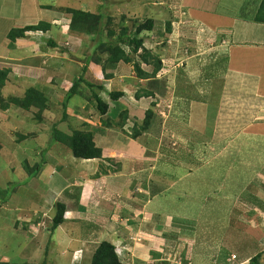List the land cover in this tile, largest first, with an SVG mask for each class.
Wrapping results in <instances>:
<instances>
[{"label":"rangeland","instance_id":"obj_1","mask_svg":"<svg viewBox=\"0 0 264 264\" xmlns=\"http://www.w3.org/2000/svg\"><path fill=\"white\" fill-rule=\"evenodd\" d=\"M22 2L20 14L12 15L9 7L7 18L0 15V72L9 71L0 103V264H91L107 236L116 243L117 238L124 244L130 241V258L144 256L143 264H239L256 255L264 264V80L238 75L236 67L225 61L232 56L228 47L254 40L244 35L245 23L228 30L246 2L248 6L261 0ZM69 9L110 15L116 27L131 29L154 20V31L142 37L163 68L153 79L140 80L132 64H120L116 70H105L96 62L86 66L96 40L73 35L63 25ZM203 11L208 23L230 24L221 28L227 33H216V28L198 21ZM41 22L51 24V30L27 33L15 42L7 37L14 28ZM259 29H253V36ZM49 40L57 47L49 46ZM220 46L222 57L215 50ZM259 48L263 51H254L247 60L252 69L246 71L257 76L262 73L259 66H264V47ZM86 67V79L104 82L107 91L126 95L111 104L126 110L125 126L102 129L95 106L88 107L80 96L68 99L75 78ZM141 68L150 75L154 72L152 66ZM142 90L152 96L136 99ZM32 91L45 105L20 108L17 103L27 100ZM148 112L151 128L133 140ZM87 119L105 131L95 136L103 148L100 160L81 165L62 142L49 148L54 143L53 127L72 136ZM116 123L121 124L119 117ZM43 153L47 164L41 178L29 175L27 165L42 164ZM91 176L100 177L103 185L92 187L90 198L100 197L99 189L95 191L100 185V190H114L119 200L121 187L129 208L122 212L115 206L111 218L96 223L85 214L66 213V224L52 234L56 202L78 212L75 189L82 188L79 206L90 204L85 186ZM140 192L144 197L139 198ZM2 196L10 197L9 203L1 205ZM97 223L104 230L96 231L92 224ZM138 244L157 257L148 260L135 248ZM233 256L237 263H228Z\"/></svg>","mask_w":264,"mask_h":264},{"label":"trees","instance_id":"obj_2","mask_svg":"<svg viewBox=\"0 0 264 264\" xmlns=\"http://www.w3.org/2000/svg\"><path fill=\"white\" fill-rule=\"evenodd\" d=\"M247 2L241 8L240 18L245 23L264 25V0L260 3L250 4L248 6ZM64 17L66 21L63 25H66L73 35L78 34L79 36L94 37L96 42L94 45V52L89 55L86 59V66L92 62L96 64L104 65L105 70H116L120 64L130 65L132 64L135 68L136 77L140 80L153 79L158 71L163 68L162 61L154 56L151 51L147 50L145 47V40L142 37L144 33H152L155 29V21L152 19L146 20L136 26L135 29H131L129 26L118 25L115 26L114 18L110 15H103L102 13L92 14L91 12H84L75 9H69L65 12ZM124 21V20H123ZM69 25H68V24ZM51 30V24L46 22H41L38 25H32L25 27L23 29H12L7 37L10 41L15 42L18 39L25 38L27 33L40 32L45 34ZM168 33H170V25L167 28ZM262 36L257 40V43L262 42ZM48 45L56 48L57 45L53 40H49ZM66 53V52H64ZM104 56V58H102ZM138 58V60H137ZM227 61V60H225ZM154 67V72L152 75L143 71L141 65ZM87 72V67L83 68L81 74L77 76L74 80V84L69 91L68 99L75 96H80L85 101L88 102V107L93 105L99 112L102 120V129H112L114 126L122 127L125 126L128 114L126 110H121V108L113 107L112 103H118L123 100L126 95L122 91H107L104 82L93 83L92 81L85 78ZM9 71L0 72V103H3L1 89L3 88L5 81L7 80ZM112 75H108L107 78L110 79ZM261 84V83H260ZM263 85V84H262ZM261 85V86H262ZM106 95H105V94ZM104 94V96H103ZM109 96V97H107ZM152 94L147 90H142L136 94V99H141L142 97H150ZM18 106L24 110L30 109L32 106L45 105L41 97L38 96L34 91L29 93V98L27 100L17 103ZM65 110L67 109L66 104H64ZM3 106V104L1 105ZM91 107V106H90ZM6 108V107H5ZM3 109V107H2ZM7 110V108H6ZM66 115L63 114V119H66ZM104 117H108L107 120H103ZM116 117L121 119V124L116 123ZM151 112L144 121V125L138 129L134 130L131 136L133 140L138 139L142 132L149 130L152 126L151 124ZM83 128L81 130L73 131L72 136H66L61 133L57 127H53L52 138L54 143H50L49 148L55 143L62 142L70 151L74 159L80 160L81 162H88L93 160H100L102 158V147L97 145L95 136L97 134H104V130L92 126L89 119L82 124ZM105 135V134H104ZM102 135V136H104ZM46 150L44 153L47 154ZM43 153L42 164H37L30 168L28 165L26 171L29 175L37 176L41 178L44 171L43 165L47 164L46 154ZM72 177L71 175H66V178ZM66 180V179H65ZM68 181V180H66ZM76 191V189H75ZM13 193V189L11 190ZM77 194V195H76ZM77 198V203L80 211L87 210L85 207L79 206V195L78 192L75 193ZM2 204L9 203V198L2 196ZM55 216L52 218L51 231L52 234L57 231L61 226L66 223L65 215L67 213V206L63 202H56L54 205ZM51 215V214H50ZM50 220V221H51ZM170 237V236H169ZM237 258V257H236ZM260 256L256 255L249 260V264H260ZM245 260H240L239 264H243ZM237 263V259H236ZM91 264H126L118 255L115 245L108 241L101 242L93 254L91 259Z\"/></svg>","mask_w":264,"mask_h":264},{"label":"crops","instance_id":"obj_3","mask_svg":"<svg viewBox=\"0 0 264 264\" xmlns=\"http://www.w3.org/2000/svg\"><path fill=\"white\" fill-rule=\"evenodd\" d=\"M210 1H212V0H210ZM2 3H4V4H2ZM212 6H215V5L212 4ZM9 7H12L13 8L12 9V12H11L12 15H15V14H18V13L20 14L21 8H23V2H22V0H13V1H10V2H7L5 0H0V12L2 13L0 15H2L4 18H7V16L4 15V13H5L6 10L9 12V9H8ZM205 9L207 10L206 7H205ZM197 12H198L197 14H200L199 11H197ZM204 13H205V11H203L201 15H199V16L197 15V18L196 19L198 21H200L201 23L202 22L207 23L208 26H210L209 27L210 29H215L216 28L215 29L216 30V33H218V32H220V33H227L226 31L221 30V28H225V27L227 28L228 25H230V24H227L226 23L225 26L224 25L218 26L216 23H208V21L204 17ZM240 14H241V10H240L238 16L234 20V23H233L234 26L232 27V29H229L228 30L229 32H233V30H235V28L237 29V27H238V25H240V23H245L240 18H238L240 16ZM253 25L256 26V27L255 28H252V27L248 26L247 23H245V25H244V31H243V33L247 37V39L249 38L248 35H251V37H253L254 40L250 41L251 42L250 43L251 45L249 43H244L245 45H243L242 47H241V45H238L237 46L236 44H235L234 47H232V46L228 47L230 49L228 51L227 50L226 51H227V53L229 55H230V53H232V56H231L230 60L228 58V60L226 62H228V65H230V64L233 65L232 67L234 69L236 67L235 70L237 71L236 73L238 75L244 74L245 76L252 77L253 79H257L258 78L257 82H260V81L263 82V80H264V66L263 65H260L259 66L260 70H262V73L260 75H258V76L256 75V72L255 71H253L252 74L246 72L249 67L252 69V66H250V62H248V61L250 60V58H251L252 55L254 56V54H253L254 51H263L259 47H264V45L260 46L261 45L260 42L257 43L258 38L260 36H262V29L264 28V25H262V27H260L257 24H253ZM253 29H259L258 31L255 32L254 36H253ZM258 33H261V35L259 36ZM234 43L235 42H233V44ZM227 46H229V45L228 44L226 45V49H228ZM221 48H222V46H220V49L218 47L215 49L217 52H219L218 57H220L222 54L224 55V53L221 52ZM244 80H245L244 78L243 79L242 78H239V82H241V81L244 82ZM257 82L254 83V85H257ZM259 94L261 95L260 92H259ZM262 97L264 98V95ZM129 149L131 151H133V148L131 147V145L129 146ZM129 153H131V152L129 151ZM95 161H98V160H93V161H88V162H82L81 165H84L85 163L95 162ZM91 177H93V176H91ZM99 178L98 179H95V177H93V178L89 179V181H87V183H86V186H85L86 187V196H88L87 199L90 202V204H88L89 206L87 205V207H86L87 210L84 211V212H81L78 209V207H75L76 210L77 209L79 210L78 212L67 211V213H70V214L71 213L72 214L76 213V214H79V215H82V214L84 215L85 214V215H87V216H89L91 218L90 219L91 220L90 222L96 223L95 221L105 222L107 218H111V216H113V212L115 210L114 208H116L115 206L119 207V210L120 211H121V208H122V212H125L127 210V208H125L126 206H128V208H129V205H127V203L130 200L127 201V199H126L127 197L126 196H123L125 194V189L124 188H121V187H119L118 190H119L120 193L121 192H123V193H121L122 196H121V194L120 195L118 194L117 197L119 198V200H117V198L114 196V194H113L114 190H111V188H110V191L111 192H109V189H107V187H103L100 190V188H99L100 185L95 190V191H97L99 189V191H97L96 193H98L100 195V197L98 196V199L97 198H94V197L90 198V194H89L88 191L90 189H92V187L97 186L98 182L102 183L101 181H98ZM96 180H97V182H96ZM108 180H109V178H106V181H104V182L106 183V182H108ZM88 182H90V184ZM84 183H85V181H84ZM106 184H108V183H106ZM87 185H89V186H87ZM102 185H103V183H102ZM77 189H76V192L79 191L78 192V195H79V197H81V194L82 193H85V192H83L82 188L81 189L80 188H77ZM142 193H144V192H142ZM142 193L140 192V194H139L140 197L139 198L144 197ZM104 194H106L105 195L106 197H102V195H104ZM92 199H96V202L92 201ZM121 199L125 200L126 202L123 204V202H120ZM135 199H137V198H135ZM157 199H159V198H157ZM149 203H152V201H149ZM149 203H147V204H149ZM67 210H69V209H67ZM67 220H68V218H66V221ZM68 222H70V220ZM97 224H99V223H97ZM101 225L102 224H99V225L95 226L94 224H92V226L94 227V229L96 231L104 230ZM104 241H108V242L112 243L113 245H115V247L117 249H120L119 248V245L120 244L122 245V248L120 249L121 250V254L119 256H120V258L126 264H130V261H131L132 264H143L142 261H146V258H143L144 256H139L138 254L137 255H138L139 258H137V257L130 258L129 252H128V248H130V246L132 245V243L130 241H129V243L127 242L126 244H124L123 242H121L122 241L121 238H119V239L117 238L118 243H116V241L111 240L109 238V236H107L106 239L102 240L101 242H104ZM138 245H140V244H138ZM135 248H137L138 251L141 254L145 255V257H147L148 260H149V258H152V257L156 258L157 257V256L155 257L154 251L151 250L150 248H146V247H144L142 245L135 246Z\"/></svg>","mask_w":264,"mask_h":264},{"label":"clouds","instance_id":"obj_4","mask_svg":"<svg viewBox=\"0 0 264 264\" xmlns=\"http://www.w3.org/2000/svg\"><path fill=\"white\" fill-rule=\"evenodd\" d=\"M65 220H66V218H65ZM117 253H118V255H120L121 254V250L120 249H117ZM229 260H231V259H229ZM229 260H228V263H235L236 262V260H235V262H229ZM243 264H249V260H245V262Z\"/></svg>","mask_w":264,"mask_h":264},{"label":"built area","instance_id":"obj_5","mask_svg":"<svg viewBox=\"0 0 264 264\" xmlns=\"http://www.w3.org/2000/svg\"><path fill=\"white\" fill-rule=\"evenodd\" d=\"M236 259H237L236 256H233L232 259L229 260V262H235Z\"/></svg>","mask_w":264,"mask_h":264}]
</instances>
